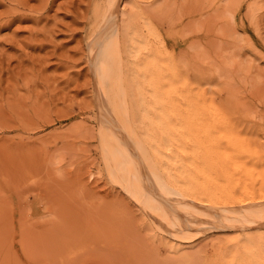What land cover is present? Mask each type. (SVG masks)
Wrapping results in <instances>:
<instances>
[{"label":"rangeland","instance_id":"rangeland-1","mask_svg":"<svg viewBox=\"0 0 264 264\" xmlns=\"http://www.w3.org/2000/svg\"><path fill=\"white\" fill-rule=\"evenodd\" d=\"M101 1L0 0V264H181L184 253L196 258V252V264L209 258L216 264L213 252L233 232L212 230L174 253L151 234L136 200L107 170L86 23ZM153 1L174 11L172 25L162 27V46L164 63L174 69L166 73L177 82L175 101L189 105L201 66L190 61L191 49L184 53L187 44L206 42L209 66L221 62L228 68L218 65L223 79L238 82L235 94L255 117L252 135L263 150L264 0L143 5ZM248 3L256 8L257 25L240 20ZM263 156L240 160L260 169ZM260 178L254 185L264 195Z\"/></svg>","mask_w":264,"mask_h":264},{"label":"bare ground","instance_id":"bare-ground-1","mask_svg":"<svg viewBox=\"0 0 264 264\" xmlns=\"http://www.w3.org/2000/svg\"><path fill=\"white\" fill-rule=\"evenodd\" d=\"M143 1L127 0L122 7V0H106L92 10L94 16L88 10L89 58L102 108L107 170L136 200L151 234L168 248L182 250L212 230L231 231L234 238L217 241L215 263L264 264V195L255 187L260 177L264 186V165L259 169L240 160L264 155L252 135L255 117L235 94L240 88L235 78L223 79L220 65H226L214 62V53L209 66L206 42H188L184 53L191 49L190 61L202 67L194 66L198 73L192 77L189 105L175 101L177 82L166 73L174 69L164 63L162 46V27L172 25L174 11L165 1L147 6ZM248 5L240 20L257 25L256 8ZM253 173L260 176L257 182ZM182 258L183 264H196L192 254Z\"/></svg>","mask_w":264,"mask_h":264}]
</instances>
